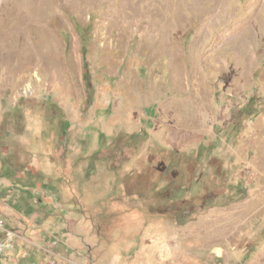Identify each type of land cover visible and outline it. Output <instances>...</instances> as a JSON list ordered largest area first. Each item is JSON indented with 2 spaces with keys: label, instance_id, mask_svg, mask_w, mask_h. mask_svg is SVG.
Here are the masks:
<instances>
[{
  "label": "rangeland",
  "instance_id": "374dc122",
  "mask_svg": "<svg viewBox=\"0 0 264 264\" xmlns=\"http://www.w3.org/2000/svg\"><path fill=\"white\" fill-rule=\"evenodd\" d=\"M0 221V264H264V0H0Z\"/></svg>",
  "mask_w": 264,
  "mask_h": 264
},
{
  "label": "built area",
  "instance_id": "2783aa9c",
  "mask_svg": "<svg viewBox=\"0 0 264 264\" xmlns=\"http://www.w3.org/2000/svg\"><path fill=\"white\" fill-rule=\"evenodd\" d=\"M0 230H3V237L0 240V254L10 252L12 249L13 235L10 231L3 229V222L0 221ZM56 244V241L53 242Z\"/></svg>",
  "mask_w": 264,
  "mask_h": 264
},
{
  "label": "bare ground",
  "instance_id": "6f19581e",
  "mask_svg": "<svg viewBox=\"0 0 264 264\" xmlns=\"http://www.w3.org/2000/svg\"><path fill=\"white\" fill-rule=\"evenodd\" d=\"M41 1H43V0H41ZM45 1V0H44ZM12 2V1H11ZM38 2H40V1H38ZM32 4V3H31ZM40 4V3H39ZM26 6H28V5H26ZM40 6V5H39ZM16 7H18L17 5H16ZM41 7V6H40ZM26 8V7H25ZM43 8V7H42ZM48 8V7H47ZM23 9H24V7H23ZM27 9H29V6H28V8ZM32 10V9H31ZM32 12V11H31ZM15 13V12H14ZM20 13V12H19ZM25 13V12H24ZM27 13H29V11L27 12ZM37 14V13H36ZM21 15V14H20ZM34 15H35V13H34ZM17 16V15H16ZM40 16V15H39ZM44 16V15H43ZM27 17H28V15H27ZM32 17V16H31ZM34 17V16H33ZM23 18V17H22ZM40 18H41V16H40ZM29 20H30V18H28ZM34 19V18H33ZM42 19V18H41ZM36 20V19H35ZM38 20V19H37ZM31 22H32V20H31ZM31 25H32V23H31ZM31 28V27H30ZM22 30V29H21ZM2 38V37H1ZM3 41V40H2ZM10 47V46H9Z\"/></svg>",
  "mask_w": 264,
  "mask_h": 264
}]
</instances>
